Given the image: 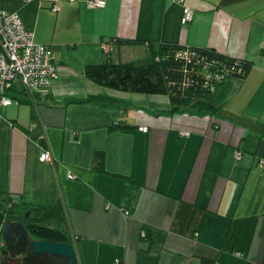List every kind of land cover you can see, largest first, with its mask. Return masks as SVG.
<instances>
[{"label":"crops","instance_id":"obj_1","mask_svg":"<svg viewBox=\"0 0 264 264\" xmlns=\"http://www.w3.org/2000/svg\"><path fill=\"white\" fill-rule=\"evenodd\" d=\"M0 11L18 14L57 68L35 114L25 102L0 109V193L61 201L77 264H264V0H0ZM116 39L135 41L112 44L113 62L145 63L146 43H164L250 67L218 117L169 114L166 95L86 77ZM89 95L111 103H66ZM34 131L50 161L38 160Z\"/></svg>","mask_w":264,"mask_h":264},{"label":"trees","instance_id":"obj_2","mask_svg":"<svg viewBox=\"0 0 264 264\" xmlns=\"http://www.w3.org/2000/svg\"><path fill=\"white\" fill-rule=\"evenodd\" d=\"M134 41L116 39L109 42L121 44ZM146 48L149 59L145 63L113 62L108 55L110 51H107L101 63L85 66L84 74L91 81L111 89L166 95L170 104L167 112L169 114L188 113L202 117H218L230 93L233 80L243 78L250 67L249 61L225 56L212 47L146 43ZM183 52H187V55H182ZM12 91L20 95L12 94L15 103L25 102L33 106L32 115L49 93H33L34 99L30 100V93L23 92L19 84H15ZM88 101L103 105L111 103L109 99L99 95L71 98L66 100V103ZM121 128L132 129L129 125H123ZM32 137L42 148H46L41 132L34 131ZM102 160V153L93 151L92 164L95 170H104ZM5 219L20 221L26 228L25 235L16 238L11 246L6 247L10 257L19 258L18 264H70L69 260L63 257L37 255L31 248L33 240L72 242L61 201L34 204L23 201L19 196L0 193V255L1 249L5 248L2 241V223ZM200 264H214V261L201 258Z\"/></svg>","mask_w":264,"mask_h":264},{"label":"built area","instance_id":"obj_3","mask_svg":"<svg viewBox=\"0 0 264 264\" xmlns=\"http://www.w3.org/2000/svg\"><path fill=\"white\" fill-rule=\"evenodd\" d=\"M84 4L91 9L102 8L105 0H84ZM58 9L57 4L51 5V11ZM191 17L192 11L184 7L182 21H189ZM111 47L110 42L103 45L106 52ZM182 55L186 56L187 52ZM56 77L57 68L52 62L48 45L34 41L33 33L23 27L18 14L0 11V106L10 105L14 101L12 89L16 83L23 88V92L30 93V100H33V93L45 95ZM138 130L146 131L147 127L139 126ZM38 160H51L48 149L41 148Z\"/></svg>","mask_w":264,"mask_h":264},{"label":"water","instance_id":"obj_4","mask_svg":"<svg viewBox=\"0 0 264 264\" xmlns=\"http://www.w3.org/2000/svg\"><path fill=\"white\" fill-rule=\"evenodd\" d=\"M26 233V228L20 221L5 219L2 224V236L5 245L11 246L16 238L22 237ZM31 248L37 255L48 254L55 257H63L69 260L70 264H77L76 254L74 247L71 243H58L49 240H33L31 242ZM3 263L15 261L10 260L6 255V250H3ZM18 262V260H17Z\"/></svg>","mask_w":264,"mask_h":264},{"label":"flooded vegetation","instance_id":"obj_5","mask_svg":"<svg viewBox=\"0 0 264 264\" xmlns=\"http://www.w3.org/2000/svg\"><path fill=\"white\" fill-rule=\"evenodd\" d=\"M3 224V223H2ZM2 238H3V236H2ZM3 241V244H4V246H5V248H2L1 249V257H0V264H12V262L10 261V262H8V263H3V260H2V257H3V250H6V245H5V242H4V240H2ZM6 255L8 256V258L10 259V260H13V261H15V263H17L18 264V262H19V258H12V257H10L8 254H7V250H6ZM17 260H18V262H17Z\"/></svg>","mask_w":264,"mask_h":264},{"label":"rangeland","instance_id":"obj_6","mask_svg":"<svg viewBox=\"0 0 264 264\" xmlns=\"http://www.w3.org/2000/svg\"><path fill=\"white\" fill-rule=\"evenodd\" d=\"M18 85V83H16V86ZM19 105H21V107H22V105H27V104H25L24 102H20L19 103ZM15 106V107H14ZM1 108V110L3 109V107L2 106H0ZM12 107H14V108H17L18 107V105L15 103V102H12ZM29 107V106H28Z\"/></svg>","mask_w":264,"mask_h":264},{"label":"clouds","instance_id":"obj_7","mask_svg":"<svg viewBox=\"0 0 264 264\" xmlns=\"http://www.w3.org/2000/svg\"><path fill=\"white\" fill-rule=\"evenodd\" d=\"M14 102V101H13Z\"/></svg>","mask_w":264,"mask_h":264}]
</instances>
